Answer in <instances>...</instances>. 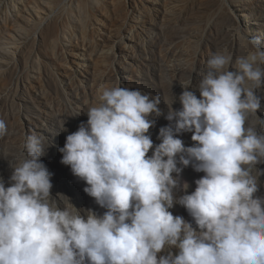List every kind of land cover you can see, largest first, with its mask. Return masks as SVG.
I'll list each match as a JSON object with an SVG mask.
<instances>
[{
    "label": "clouds",
    "instance_id": "clouds-1",
    "mask_svg": "<svg viewBox=\"0 0 264 264\" xmlns=\"http://www.w3.org/2000/svg\"><path fill=\"white\" fill-rule=\"evenodd\" d=\"M250 43L254 50L235 60L210 55L199 97L189 90L191 80L181 84L182 107L172 101L156 145L149 130L164 115L160 97L120 86L103 90L87 122L59 149L61 163L106 209L102 215L49 202L53 173L41 160L43 139L29 135L27 158L15 166L8 161L10 186L0 178V264H264V196L245 167L264 158V135L245 127L246 114L262 104L264 47L258 38ZM7 130L0 119V137ZM185 132L193 146L179 138ZM190 165L204 175L177 201L174 176ZM176 204L195 226L173 215Z\"/></svg>",
    "mask_w": 264,
    "mask_h": 264
},
{
    "label": "rangeland",
    "instance_id": "rangeland-1",
    "mask_svg": "<svg viewBox=\"0 0 264 264\" xmlns=\"http://www.w3.org/2000/svg\"><path fill=\"white\" fill-rule=\"evenodd\" d=\"M2 1L5 3L0 10V119L5 122L8 130L0 137V178L6 186H10L12 168L9 162L15 166L27 158V137L36 134L43 139L45 154L41 160L53 173L49 202L61 210L67 207L75 212L71 207L72 202L80 209L81 215H86V209H92L102 215L106 209L97 205L94 198L84 192L85 182L73 175L70 166L61 163L62 153L59 149L64 146L67 135L77 131L81 122H87L86 113L89 108L100 104L99 96L103 90L120 86L139 89L143 94L160 97L159 107L164 115L153 117L156 123L149 130L156 145L161 142L158 139L159 129L170 123L165 116L172 101L176 99L172 105L174 109L179 110L182 107L179 101V95L183 91L181 84L187 85L191 80L189 90L196 91L200 73L206 71V62L212 53L232 55L233 60L248 53L228 31L231 29V23L223 18L218 5L212 4V7H209L207 0H151L136 21L139 23L133 37L132 33L127 34L125 43H115V55L112 53L113 41L108 36L113 30L114 22L107 28L101 27L103 31H93L97 35L91 32L90 42L101 45L97 55L92 54L90 57L89 48L80 46V42L75 39L59 45L61 56L60 59L52 61V68L65 89L66 96L63 97L58 84L43 69L41 58L37 57L38 48L43 58L52 49L47 39L51 30L49 23H46L37 35L35 31L30 32L29 41L18 59L19 68L6 67L5 64L9 60L7 51L12 50L21 40L12 35L18 8H13L12 0ZM245 1L248 5L255 4L254 9L259 13V20L253 21L252 27L263 29V34L258 29L261 36L256 37L251 28L249 39L251 41L258 38L264 47V0ZM19 6L21 5L18 4ZM235 10L233 8V11ZM171 12H181L182 17L178 36L170 47L169 35L173 34L174 30L169 28L164 31L160 26L164 16L167 17ZM204 30H207L205 39L196 49L194 37L200 39ZM144 31L152 32V36L142 45L138 34ZM133 45L135 48H132ZM172 47L174 55L170 53ZM64 54L69 57L65 59ZM26 66L29 67L28 70L25 69ZM18 78L21 87L17 96H4L5 86H14ZM196 94L199 97L198 91ZM257 95L262 98L261 108L256 113L246 114L245 127L254 129L258 135H264V90H258ZM62 123H65L67 131H60ZM191 136L192 133L185 132L180 134L179 138L185 146H193ZM245 167H248L250 174L256 178L260 188L257 195L264 196V158H258L256 163ZM203 175L204 173L195 171L191 165L184 167L180 177L174 176V199L178 201L186 190L188 194L193 192L196 188L195 181ZM170 211L173 215L183 216L195 226L193 218L183 206L176 204ZM168 251L175 250L165 249V252Z\"/></svg>",
    "mask_w": 264,
    "mask_h": 264
},
{
    "label": "bare ground",
    "instance_id": "bare-ground-1",
    "mask_svg": "<svg viewBox=\"0 0 264 264\" xmlns=\"http://www.w3.org/2000/svg\"><path fill=\"white\" fill-rule=\"evenodd\" d=\"M151 0H12L13 8L17 6L18 12L14 19L13 37L17 36L21 40L12 50L7 51L9 60L6 62L7 68H19L18 59L29 41L30 32L35 31L36 35L40 29L47 23L51 25V30L47 35V39L52 46V49L47 52L44 58L40 55L38 48L37 57L41 58V64L48 75L54 79L58 84L60 93L63 97L66 96L65 89L58 79L59 76L54 73L52 68V61L60 59L59 45L75 41L80 42V46L89 48L90 57L92 54H98L100 44L90 42L89 36L93 31H103L101 27H108L114 22L113 30L108 33L109 39L113 41L112 53L115 55V43H125L127 34H135L137 32L138 23L136 21L141 17V12L146 4ZM5 2L0 0V10L3 8ZM208 6L212 4L218 5L223 18L231 23V29L228 30L234 40L248 52L254 50L251 46L249 37L251 36L249 30L252 28L256 37L263 34V29L258 26L252 27L253 21L259 20V13L254 9L255 4L248 5L245 0H207ZM18 4L21 5L18 7ZM233 8L236 10L233 11ZM146 9V8H145ZM64 14V16H62ZM164 16L161 21L160 28L164 31L169 28L174 30V33L169 35V46H173L175 38L178 36L180 28L182 13L170 14ZM242 19L244 22H242ZM244 26V28H243ZM222 26L220 27V29ZM258 29L260 33L258 32ZM207 30L203 31L201 38L194 37V47L196 49L201 46L204 35ZM97 33V32H96ZM139 33V32H138ZM93 34V35H94ZM97 35V34H95ZM140 35V43L143 45L152 36V32L144 31ZM131 41V40H130ZM98 42V41H97ZM137 47V46H136ZM132 48H135L133 45ZM174 48H171L172 52ZM96 55L94 59L96 58ZM65 59L69 56L64 54ZM103 56V53L101 54ZM64 59V58H63ZM66 61V60H65ZM96 60H94L95 62ZM98 63H96V66ZM29 69L28 66L25 67ZM50 72V73H49ZM5 86L4 96L15 98L20 90L21 81L16 79L14 84ZM264 90V89H262Z\"/></svg>",
    "mask_w": 264,
    "mask_h": 264
}]
</instances>
